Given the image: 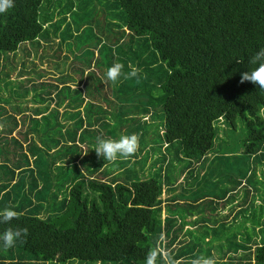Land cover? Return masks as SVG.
<instances>
[{"label":"trees","instance_id":"16d2710c","mask_svg":"<svg viewBox=\"0 0 264 264\" xmlns=\"http://www.w3.org/2000/svg\"><path fill=\"white\" fill-rule=\"evenodd\" d=\"M261 48L264 0H15L0 14V211L19 216L0 233L28 236L0 243V264H146L154 250L193 264L194 230L235 221L212 259L264 264V93L241 83ZM238 126L244 155L218 151L217 128ZM122 135L138 137L133 156L97 157V138ZM247 221L256 237L239 243Z\"/></svg>","mask_w":264,"mask_h":264},{"label":"clouds","instance_id":"9594fccd","mask_svg":"<svg viewBox=\"0 0 264 264\" xmlns=\"http://www.w3.org/2000/svg\"><path fill=\"white\" fill-rule=\"evenodd\" d=\"M15 7V0H0V14L7 13ZM249 63L253 66L249 71L241 74V83L248 81L254 85H258L261 93H264V48L259 49L254 55L249 57ZM123 65L120 63L113 64L107 69V80L113 84H118L122 77ZM135 77L137 71L133 70L130 73ZM139 146V139L136 135H122L118 140L97 138L92 149L95 150L97 157H103L104 160L116 161L118 158L128 159L133 156ZM19 214L12 208L7 207L0 211V222L12 221L18 218ZM28 236V229L22 228L19 230L9 229L0 233V243L4 248H12L17 243H24ZM164 239L163 236L160 237ZM161 255L159 250L152 251L146 257V264H157V256ZM203 264H216V260L206 258Z\"/></svg>","mask_w":264,"mask_h":264},{"label":"rangeland","instance_id":"374dc122","mask_svg":"<svg viewBox=\"0 0 264 264\" xmlns=\"http://www.w3.org/2000/svg\"><path fill=\"white\" fill-rule=\"evenodd\" d=\"M103 7H105V6H103ZM98 9H99V6H97V8H96V11H98ZM89 50L91 49V47L90 48H88ZM29 58V60H31L32 58H33V56H29L28 57ZM36 60V59H35ZM47 62H50V60L49 59H44L43 60V63H42V67H45L46 66V64H47ZM27 64H28V67H29V62H27ZM17 68H20V66L19 65H17ZM17 73H19V71H17V70H15L13 73H12V75H11V78L13 79H15V78H18V76H16L17 75ZM20 74V73H19ZM20 77V79L21 80H24V79H27V78H30L29 76H19ZM29 96H30V94H29ZM28 96V97H29ZM28 105H31V103H27ZM33 107L31 106V109H32ZM30 110V109H29ZM262 114H263V117H264V112H262ZM219 125V124H218ZM20 126H21V129H23L24 128V126L25 125H23V124H20ZM219 128V129H218ZM217 128V132H218V134H220V136H222V132L220 131V130H222L223 131V139L222 138H218L216 141H215V146L218 144L219 145V147H218V151H222L223 149H225L226 147L228 148V149H231L232 151H233V154L234 155H236L237 156V154H242V155H244L243 154V150H244V146H243V144H242V141H241V139L244 137L243 135H244V132H243V130H242V128L240 127V126H238L237 128H236V130H233V131H228V129H226L225 127H218ZM149 133H153V130L152 131H150ZM150 135V134H149ZM2 145H4V144H2ZM1 144H0V146H2ZM5 148V147H4ZM216 148V147H215ZM7 149V148H6ZM2 152H3V154H5V151L4 150H2ZM155 152H159V148L157 147L156 148V151ZM219 153V152H218ZM159 155V154H158ZM226 155V154H225ZM225 155H224V157H225ZM2 157H4V156H2ZM5 158V157H4ZM152 158H154V155L153 156H149V158L147 159V161H146V165H145V168L148 166V164L150 163V161L152 160ZM235 158H237L236 160H238V162H241L242 164H244V162L245 161H243V160H241V157H235ZM245 160H247V162H248V165L250 166V160L248 159V157L247 158H245ZM231 161L232 162H227V166H229L228 167V170H233L234 168H236L237 167V162H234V158H232L231 159ZM259 163V160H256V164H255V162L252 164V165H254V166H256V168H258V164ZM214 164V163H213ZM196 166L198 167V166H200V164L198 165V163L196 164ZM208 166L209 165H204L203 167H201V171H200V175H199V181H200V186H199V188L200 189H203L204 190V188H206V183H207V181L208 182H210V180L208 179V178H210L211 177V175H210V171H209V169H207L208 168ZM225 168V167H224ZM259 174V171H258V173H257V171L255 172L254 171V173L252 174V176H251V183H253V182H255V181H258L257 180V178H258V175ZM206 177H208V178H206ZM204 178V179H203ZM185 182V174H182V176H180L179 178H178V182ZM257 183V182H256ZM205 185V186H204ZM219 186H221L220 184H218ZM217 187V188H220V187ZM257 187H259V188H262L263 187V185L262 184H260V183H257ZM176 192H181L180 190H178V187H177V189H176ZM200 192V191H199ZM261 192H263V191H261ZM200 194V193H199ZM255 194H256V192H255ZM254 199V198H253ZM225 212H227V211H224L223 213H225ZM221 216V215H220ZM220 216H214V218H219ZM245 225H246V228H244V229H242L240 232H239V234H237L238 235V238H237V241L240 243V242H243V239H244V236L246 237L247 236V234L249 233L250 234V238L252 239H255V237H256V235H254L256 232L254 231L253 232V229H252V226H251V223L249 222V221H247L246 223H245ZM241 225L240 224H238L236 221L234 222V223H232V225H229V226H227V225H225V226H223V225H220L219 227H214L213 225H211L210 224V227L211 228H203V226H201L200 228H196V230H194V234H197V235H202L204 238H206V239H204L203 238V240L201 241V248H200V252L202 253L201 255H200V257L201 258H199V261H193V264H203L202 263V261L204 260V259H206V258H218L219 257V253H220V251H221V249H223V250H226V248L225 247H219V245L221 244V243H223V244H225V242H227V240H232V241H229V242H227V243H234L235 241H236V239H233L232 238V234L233 233H235V231L236 232H238V227H240ZM205 232H204V231ZM254 235V236H253ZM219 237H222L221 239H219V240H217V238H219ZM205 240V241H204ZM209 254V256H208V254ZM238 255V254H237ZM239 255H240V253H239ZM234 259V258H233ZM201 260V261H200ZM74 262H78V261H74ZM39 264H43V263H39ZM45 264H48L47 262L45 263ZM75 264H89V263H86V262H79V263H75Z\"/></svg>","mask_w":264,"mask_h":264}]
</instances>
